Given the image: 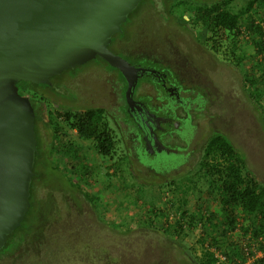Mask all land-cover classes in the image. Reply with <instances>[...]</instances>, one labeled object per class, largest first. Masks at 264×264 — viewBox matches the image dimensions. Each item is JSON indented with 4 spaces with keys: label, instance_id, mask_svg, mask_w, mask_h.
I'll use <instances>...</instances> for the list:
<instances>
[{
    "label": "rangeland",
    "instance_id": "1",
    "mask_svg": "<svg viewBox=\"0 0 264 264\" xmlns=\"http://www.w3.org/2000/svg\"><path fill=\"white\" fill-rule=\"evenodd\" d=\"M214 1L186 0L187 5L196 6ZM245 1L234 0L230 6L238 8ZM173 5L176 0H142L123 24L128 35L117 32L110 48L133 63L144 62L146 57L141 53L169 59L186 85L200 87L207 101L201 103L204 110L197 135L186 148L190 151L187 162L171 169L184 160L182 155L143 154L141 161L152 165L158 172L154 173L132 155L133 176L127 172L129 162L125 160H121V173L108 174L91 168L73 152L67 157L52 151L47 145L50 131L46 128L41 138L46 146L34 167L30 208L9 240L6 253L0 256V264H198L203 255V228L186 227V234L176 235L170 226L184 208L195 210L200 204H214L207 196L209 182L202 175L199 161L215 129L229 135L264 185V85L258 81L263 76V53L249 38L244 47L238 48L240 55L244 53L241 66L235 59L222 60L228 52L225 44L213 49L202 38L201 26L178 22L177 9L182 8ZM198 36L202 44L196 42ZM119 38L129 49L133 47L136 55L119 49ZM157 63L168 66L165 61ZM93 69V63L88 62L58 76L66 79L85 70L81 79L79 76L74 81L76 86L55 93L70 101L67 107H84L92 97L106 95L103 76ZM256 78L259 86L255 88L249 81ZM29 88L31 91L24 94L45 103L49 98L43 94L54 90L46 85ZM117 109L123 113L121 105ZM124 153L122 148L121 155Z\"/></svg>",
    "mask_w": 264,
    "mask_h": 264
},
{
    "label": "water",
    "instance_id": "2",
    "mask_svg": "<svg viewBox=\"0 0 264 264\" xmlns=\"http://www.w3.org/2000/svg\"><path fill=\"white\" fill-rule=\"evenodd\" d=\"M141 1L0 0V249L30 208L38 149L34 106L18 81L51 84L52 75L99 56L126 79L131 107L145 69L110 43Z\"/></svg>",
    "mask_w": 264,
    "mask_h": 264
},
{
    "label": "flooded vegetation",
    "instance_id": "3",
    "mask_svg": "<svg viewBox=\"0 0 264 264\" xmlns=\"http://www.w3.org/2000/svg\"><path fill=\"white\" fill-rule=\"evenodd\" d=\"M253 14L255 16V13ZM247 15L248 13L245 14V17ZM259 21L256 19L255 22ZM260 28L262 30L260 35L263 38V26ZM120 32L128 35L124 33L123 29ZM200 33L202 35L204 31H200ZM227 34L231 38H236L237 44L243 45V47L244 44L246 45L247 39L252 40L254 36L251 33L234 35L232 31L227 32ZM255 36L259 37L258 34ZM202 38L200 36L195 37L196 42L202 44ZM117 42L119 49L136 55L133 47L130 46L131 49H129L121 38ZM243 47L241 46L240 51L243 50ZM233 50L232 52L231 49H228L229 52L222 60L229 62L232 59H242L244 53L240 55L238 48ZM139 55L146 57L145 63L131 62V64L143 67L145 71L144 75L139 77L134 89L133 98L135 102L131 107L125 97L126 79L118 68L111 66L99 56L85 63H93V70H98L101 73L102 80L108 89L106 95L92 97L84 107L69 108L67 103L70 101L57 96L55 93L76 86L74 81L79 76L80 80L85 70L75 72L66 79L58 77L62 71L50 77L51 84L36 83V86L46 85L54 89H49L43 94L44 97L49 98V103H45L42 101L43 99L33 101L32 96H29L35 110V129L39 152L40 150L43 151L46 146V144L43 146L41 138L44 130L48 128L50 139L47 145L52 151L67 157L73 152L76 156H81L82 162L85 161L90 164L91 168L100 172L121 173V159L125 156V161L129 162L127 172L133 176L134 170L130 163L132 155L136 156L143 167L154 172L155 168L152 165L147 166L144 161H141L143 154L157 156L162 153H175L182 155L184 160L173 165L171 169L184 165L190 154L186 148L197 135V127L200 124L199 118L204 110L201 103L207 100L200 92L198 85H186L185 81L178 77L169 59L155 58L143 53ZM157 61L163 64L164 61L168 63L167 68ZM141 77H146V79L140 80ZM77 98L78 96L74 99ZM120 105L123 107V113L117 109V106ZM89 109H94V111L89 113ZM67 111L85 113L86 123L91 121V126L96 124V132L90 137L81 135L80 125L74 124L72 118L66 116L65 112ZM122 114L124 119L121 118ZM213 120L215 121V119ZM215 130L229 138V135L224 131ZM158 146L162 148L161 151L157 150ZM165 147L168 148V151L165 150ZM122 148L125 151L123 155H121ZM83 165L85 164L83 163ZM164 231L167 230L164 229Z\"/></svg>",
    "mask_w": 264,
    "mask_h": 264
},
{
    "label": "trees",
    "instance_id": "4",
    "mask_svg": "<svg viewBox=\"0 0 264 264\" xmlns=\"http://www.w3.org/2000/svg\"><path fill=\"white\" fill-rule=\"evenodd\" d=\"M232 1L234 0H217L196 6L187 5L186 0H176V6L173 5V7L182 8L177 9L180 10L179 23L185 26L190 24L191 27H202L201 31L204 33L201 36L206 38L207 43H211L213 49L218 50L222 43L227 50L231 49L233 52V49L239 48L240 44H237V39L231 38L227 32L232 31L234 35L251 33L254 36L250 42L264 55V37L260 35L261 26H263L264 35V0H246L238 8L230 6ZM172 10L171 8L170 11ZM261 11L263 14H260ZM186 12L189 14L188 17ZM246 13H248L247 17H245ZM259 18L261 22H255ZM116 34L118 33L113 36ZM257 34L259 37L255 36ZM234 62L241 66L240 59ZM256 65L260 68L258 63ZM262 75L258 81L262 82L263 86L264 66ZM256 82L257 78L249 81L251 85L255 84V88ZM18 83L22 94L25 90L31 91L30 85H37L23 80ZM92 111L94 109L88 110L89 113ZM65 114L68 118H72L74 124L80 125L81 135L90 137L96 132L95 123V126H91V121L86 123L85 113L67 111ZM39 154L37 149L35 164ZM125 159L124 156L121 160ZM199 165L205 181L209 182L207 196L215 205L208 202L209 207L200 204L195 210L184 208L178 219L170 226L173 228L172 234H186V227L191 229L201 226L203 228L201 239L203 255L198 264H246L244 247L247 245H256L257 250L262 251V255L255 257L252 264H264V185L249 168L245 155L226 135L214 131L204 146ZM190 180L194 181L192 178ZM32 191L31 184V195ZM151 199H154V196ZM154 212H156L155 209ZM154 215L157 214L154 213ZM153 224L157 225L155 222ZM165 229L168 231L167 228ZM14 232L8 235L7 243L0 249V256L6 253L7 244ZM214 249L225 255V263L218 262ZM9 253L12 252L9 251Z\"/></svg>",
    "mask_w": 264,
    "mask_h": 264
},
{
    "label": "built area",
    "instance_id": "5",
    "mask_svg": "<svg viewBox=\"0 0 264 264\" xmlns=\"http://www.w3.org/2000/svg\"><path fill=\"white\" fill-rule=\"evenodd\" d=\"M260 239L263 240V238H260ZM244 249H245V255H246V262H245L246 264H252L255 257L262 255V251L257 250L256 245H250V246L247 245L244 247ZM214 251H215V256L218 258V262H224L225 263V259H226L225 255L222 252H220L219 250L217 251L214 249Z\"/></svg>",
    "mask_w": 264,
    "mask_h": 264
}]
</instances>
